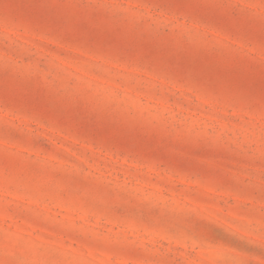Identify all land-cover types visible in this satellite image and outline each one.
<instances>
[{"label": "rangeland", "instance_id": "374dc122", "mask_svg": "<svg viewBox=\"0 0 264 264\" xmlns=\"http://www.w3.org/2000/svg\"><path fill=\"white\" fill-rule=\"evenodd\" d=\"M0 264H264V0H0Z\"/></svg>", "mask_w": 264, "mask_h": 264}]
</instances>
